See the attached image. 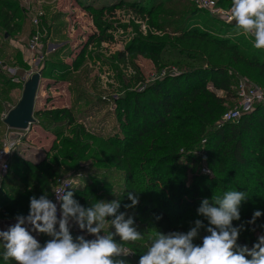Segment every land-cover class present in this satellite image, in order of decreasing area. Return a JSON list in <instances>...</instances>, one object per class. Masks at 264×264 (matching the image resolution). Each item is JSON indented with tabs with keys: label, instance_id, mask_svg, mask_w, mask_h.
I'll return each instance as SVG.
<instances>
[{
	"label": "trees",
	"instance_id": "obj_1",
	"mask_svg": "<svg viewBox=\"0 0 264 264\" xmlns=\"http://www.w3.org/2000/svg\"><path fill=\"white\" fill-rule=\"evenodd\" d=\"M80 2L84 5L83 0ZM145 3L140 0L125 6L161 33L146 37L137 33L126 51L145 55L157 65L173 64L175 75L151 84L141 81L138 90L127 92L118 101V130L110 135L88 128L81 117H76L73 106L39 112L46 126L58 128L54 131L55 140L39 160L14 152L0 191V216L26 217L31 197L46 194L50 199L60 177L84 173L82 186L69 190L82 206L119 199L121 212H130L135 222L147 220L144 226L155 231L153 236L124 245L133 251V257L114 258L138 264L157 232L187 233L199 219L205 227L198 236L209 235L207 219L197 212L201 202L207 198L211 203L214 195L235 189L248 195L240 207V220L232 222L234 227L243 226L237 244L251 249L264 235V104H257L234 122H222L221 118L226 111L224 96L230 95L234 84L237 87L239 78L251 76L264 84V50L255 49L253 38L237 35L235 25L227 24V28L218 16L199 8L194 0ZM219 3L231 6V0H218ZM118 4L123 5L122 1ZM85 7L95 17L99 37L106 38L108 25L102 16L115 5L97 8L88 3ZM18 12L17 0H0V25L13 29ZM117 57H123L122 53ZM178 68L183 72H178ZM83 94L79 93L78 103ZM4 109L0 102V114ZM4 116H0V129L7 131L0 134V148L10 130ZM200 147H205L203 158L212 173H202L199 168L202 157L194 152ZM96 167L105 172L95 170ZM11 169H15L17 187L8 192ZM116 172L122 180L108 183L104 174ZM87 173L100 180L91 183ZM128 192L138 195L139 203L125 209L124 205L131 204ZM257 210L262 215L249 224ZM40 234L43 247L52 237ZM70 234L75 240V234ZM198 236L193 243L202 245ZM114 239L120 242L118 236ZM2 244L0 241V264H16L3 259Z\"/></svg>",
	"mask_w": 264,
	"mask_h": 264
},
{
	"label": "rangeland",
	"instance_id": "obj_2",
	"mask_svg": "<svg viewBox=\"0 0 264 264\" xmlns=\"http://www.w3.org/2000/svg\"><path fill=\"white\" fill-rule=\"evenodd\" d=\"M17 1L19 12L14 17L13 29L8 30L0 25V102L6 108L0 116L6 115L7 109L18 103L24 83L32 74L39 72L41 80L36 95L34 122L28 130H12L10 137L18 140L16 151L25 153L31 159L39 160L48 152L55 140L54 131L58 130L45 125V119L40 115L42 111L73 106L76 117H81L88 128L110 135L118 130L121 114L118 101L127 92L138 90L141 81L151 84L176 70L173 64L157 65L145 55H130L126 51V47L135 41L137 33H140L141 37H146L149 33L153 36L161 33L150 27L147 21L144 23L138 19L135 13L125 6L140 0H83L84 5L80 0ZM120 1L123 5L118 4ZM148 1L151 0H146L145 4H148ZM88 3L97 8L102 5H115L114 9L106 11L102 16V20L108 25L106 38L99 37L100 31L95 17L92 11L85 7ZM219 6L230 9L227 3H219ZM224 24L226 26L228 23ZM229 30L233 28L230 27ZM94 36L96 38H93ZM91 38L94 41L92 43ZM119 53H122L123 57L118 58ZM178 72L183 70L178 68ZM246 78L252 84L264 85L251 76L241 77L236 83ZM80 92L84 94L78 103ZM217 94L222 96L221 92ZM224 97L226 111L239 107L236 84L233 85L230 95ZM5 131L7 129H0V134ZM204 149L205 147H200L194 153L202 157L199 165L201 172L208 174L207 170L211 173L212 171L203 158ZM13 161L11 164L14 166ZM11 170L8 192L17 187L13 179L15 169ZM95 170L105 172L101 167H96ZM87 174L91 183L95 182V179L100 180L93 174ZM104 176L108 177V183L122 180L118 172L105 173ZM84 179L86 175L81 173L75 187L82 186ZM126 212L127 219L130 212ZM140 220H134V227L143 237L153 236L155 231L144 226L147 220ZM72 223L70 222V232L74 233L75 237L81 236L78 231H72ZM107 230L114 232V228ZM204 236L205 233L200 234L199 240L203 241Z\"/></svg>",
	"mask_w": 264,
	"mask_h": 264
},
{
	"label": "clouds",
	"instance_id": "obj_3",
	"mask_svg": "<svg viewBox=\"0 0 264 264\" xmlns=\"http://www.w3.org/2000/svg\"><path fill=\"white\" fill-rule=\"evenodd\" d=\"M228 22L235 24L236 34L253 38V47L264 50V0H231ZM68 183L54 190L60 201V217H57V204L47 195L30 198V211L25 217L16 216V223L6 231H0L3 241V259L16 264H126L125 260L114 259L128 256L132 250L124 245L143 238L134 227V219L121 212L120 200L111 202L95 201L84 207L74 199L73 191H66ZM247 193L235 189L214 195L201 202L197 212L208 221L202 245H195L194 238L205 225L199 219L187 233L157 232L147 251L140 257L138 264H264V235L258 237L251 249L238 245L242 230L234 227L233 221L240 220V207L247 199ZM131 204L125 209L135 207L139 196L128 192ZM262 215L257 210L249 224ZM111 218V219H109ZM70 222L86 230L95 238L85 239L70 234ZM31 225L32 231L52 237L42 247L38 240L24 226ZM59 225L57 230L56 225ZM114 228V232L106 229ZM103 233V234H101ZM114 236L120 238L118 243ZM251 257L248 259L247 257Z\"/></svg>",
	"mask_w": 264,
	"mask_h": 264
},
{
	"label": "built area",
	"instance_id": "obj_4",
	"mask_svg": "<svg viewBox=\"0 0 264 264\" xmlns=\"http://www.w3.org/2000/svg\"><path fill=\"white\" fill-rule=\"evenodd\" d=\"M196 5L199 8L205 9L210 12L212 15H216L221 19L223 22L233 25V23L228 22V16L230 14V9H223L219 6L218 0H194ZM33 49L35 46H31ZM171 72V71H170ZM176 72V70H175ZM175 72L173 74H175ZM171 74V75H173ZM236 94L237 99L239 102V107L232 110H227L224 112L221 120L222 122H234L240 119V117L247 112H250L257 104H264V87L252 84L247 80H240L236 87ZM18 146V140L16 139H7L4 142V145L0 148V174L5 175L10 169V160L12 155L14 154L15 150ZM208 171V170H207ZM210 171H208L209 173ZM81 177V173H77L74 175H70L67 177H60L57 180L56 186L54 188L57 189L62 187L63 183H68L70 186L66 187V191H69L72 188H75L77 183L79 182V178ZM52 192L50 200L57 204V217H60V201H57L55 192ZM73 230L78 231L81 236H84L85 239L91 240L95 237L91 234H88L86 230H80L78 225L74 222L72 223ZM56 228H59V225H56ZM128 248V247H127ZM130 249V248H129ZM131 250V249H130ZM134 253L123 256L127 258L133 257Z\"/></svg>",
	"mask_w": 264,
	"mask_h": 264
},
{
	"label": "water",
	"instance_id": "obj_5",
	"mask_svg": "<svg viewBox=\"0 0 264 264\" xmlns=\"http://www.w3.org/2000/svg\"><path fill=\"white\" fill-rule=\"evenodd\" d=\"M40 80L41 75L37 72L24 83L20 100L4 117V123L10 130L25 131L34 122V107Z\"/></svg>",
	"mask_w": 264,
	"mask_h": 264
},
{
	"label": "crops",
	"instance_id": "obj_6",
	"mask_svg": "<svg viewBox=\"0 0 264 264\" xmlns=\"http://www.w3.org/2000/svg\"><path fill=\"white\" fill-rule=\"evenodd\" d=\"M12 133H13L12 130H9V132L6 133V136H7L6 137V140L7 139H10V137L12 136ZM17 149H18V147H17ZM20 153H21V155L23 157L30 158L25 153H23V152H20ZM33 160H35V159H33ZM3 179H4V175H1L0 174V191H1L2 183H3ZM16 222H17L16 221V218H6V217H3V216H0V231H6V230H8V228L10 226L15 225ZM24 226L30 231V234H32L38 240V242H39V237H40L41 234L38 233V232H36V231H32L31 225L25 224ZM0 241H2V240H0ZM0 249H1V247H0Z\"/></svg>",
	"mask_w": 264,
	"mask_h": 264
}]
</instances>
